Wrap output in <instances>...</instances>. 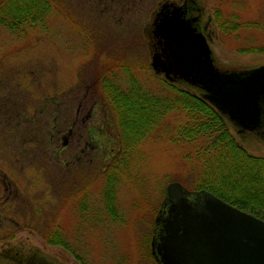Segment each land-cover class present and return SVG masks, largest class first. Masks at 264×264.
<instances>
[{"label":"rangeland","instance_id":"obj_1","mask_svg":"<svg viewBox=\"0 0 264 264\" xmlns=\"http://www.w3.org/2000/svg\"><path fill=\"white\" fill-rule=\"evenodd\" d=\"M66 2L71 18L53 4L40 25L12 30L0 22V250L38 248L55 264H156L152 239L166 187L200 191L188 149L173 141L184 116L169 110L161 127L128 148L103 75L121 93L135 82L141 96L166 93L171 82L151 67L160 51L152 24L165 3L188 2L190 16H200L221 71L264 66V30L245 26L264 21V0ZM217 11L243 26L223 32ZM121 59L136 68L124 70ZM229 128L251 156L264 158V137ZM112 181L116 219L107 210ZM49 231L63 245L45 242Z\"/></svg>","mask_w":264,"mask_h":264},{"label":"water","instance_id":"obj_2","mask_svg":"<svg viewBox=\"0 0 264 264\" xmlns=\"http://www.w3.org/2000/svg\"><path fill=\"white\" fill-rule=\"evenodd\" d=\"M187 8L165 3L152 35L151 67L170 82L184 81L239 128L264 137V66L223 72L214 64L207 37L186 19ZM153 252L160 264H264V220L207 191L166 187L156 219Z\"/></svg>","mask_w":264,"mask_h":264},{"label":"trees","instance_id":"obj_3","mask_svg":"<svg viewBox=\"0 0 264 264\" xmlns=\"http://www.w3.org/2000/svg\"><path fill=\"white\" fill-rule=\"evenodd\" d=\"M53 4L71 18L68 10L70 6L66 0H0V22H5L12 30L40 25L45 22ZM215 17L216 25L223 32H232L243 26L235 17L223 21L220 11L216 12ZM263 23L261 20L253 24L246 23L245 26L264 30ZM245 50L247 49L242 52H252ZM118 66L126 71L136 68L135 63L127 59H121ZM141 68L151 70L149 64H144ZM107 72L109 70L103 73ZM109 78L103 75L102 84L110 92V101L113 103H108L114 105L112 107L118 116L125 146L133 148L153 130L161 127L169 110L181 112L184 121L178 129L176 140L173 141L188 149V161L185 162L195 163L193 170L198 175L196 189L211 192L238 209L264 220V158L251 156L237 142L230 131L227 117L200 95L181 90L174 82L164 81L166 93L141 96L143 94L136 82L133 85L134 91L126 94L113 86ZM108 190V215L116 219L113 213L116 200L114 181L109 184ZM44 241L52 245H63V240L51 231L44 235Z\"/></svg>","mask_w":264,"mask_h":264},{"label":"flooded vegetation","instance_id":"obj_4","mask_svg":"<svg viewBox=\"0 0 264 264\" xmlns=\"http://www.w3.org/2000/svg\"><path fill=\"white\" fill-rule=\"evenodd\" d=\"M183 6L187 8L186 19L191 20L197 18L196 22L192 23L193 26L198 27L200 31L204 33V30L201 29L200 25V16H190L191 7L188 2L183 3ZM206 36V34L204 33ZM209 41V40H208ZM180 82V81H177ZM153 244V243H152ZM153 246V245H152ZM153 252V247H152ZM154 261L156 264H160L156 255L153 252ZM0 264H55L53 261L48 259L43 255L38 248L29 247L26 249V246H4L0 250Z\"/></svg>","mask_w":264,"mask_h":264},{"label":"bare ground","instance_id":"obj_5","mask_svg":"<svg viewBox=\"0 0 264 264\" xmlns=\"http://www.w3.org/2000/svg\"><path fill=\"white\" fill-rule=\"evenodd\" d=\"M202 93H203V92H202ZM202 93H201V94H202ZM204 191H206V190H204ZM207 192H208V191H207ZM210 193H211V192H210ZM212 194H213V193H212ZM214 195H215V194H214ZM217 197H218V196H217Z\"/></svg>","mask_w":264,"mask_h":264}]
</instances>
